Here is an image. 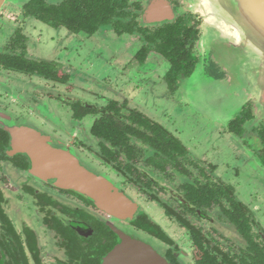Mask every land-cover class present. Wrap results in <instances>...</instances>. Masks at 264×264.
I'll return each instance as SVG.
<instances>
[{
    "label": "flooded vegetation",
    "instance_id": "1",
    "mask_svg": "<svg viewBox=\"0 0 264 264\" xmlns=\"http://www.w3.org/2000/svg\"><path fill=\"white\" fill-rule=\"evenodd\" d=\"M66 1L5 0L0 5V111L15 125L49 136L52 146L73 152L132 207L115 217L83 194L29 175L30 159L11 152L10 135L0 124V264H105L127 235L169 264H264V205L241 200L232 180L239 175L228 180L217 170L204 149L212 137L195 153L193 148L200 147L184 143L173 115L167 112L158 121L140 108L149 96L141 86L158 80L179 109L187 105L197 81L193 75L205 62L199 14L188 0H164L166 12L159 18L147 16L151 0H106L108 11L93 30L77 17L63 19ZM46 5L55 6L56 23L36 12ZM26 25L41 29L35 42L28 40ZM43 36L48 44L60 42L56 59L35 55ZM88 37L104 45L84 60L75 54ZM70 42L76 45L69 52ZM8 57L24 63L16 68ZM207 61L218 70L211 58ZM37 65L54 73L29 70ZM46 99L66 109L70 125L60 120V132H48L50 124L42 119ZM218 124L216 144L230 139L233 144L226 149L238 148L251 171L264 175V117L257 115L253 100ZM231 168L224 170L238 174ZM174 229H182L183 236L173 237ZM121 258L108 264H152L143 254Z\"/></svg>",
    "mask_w": 264,
    "mask_h": 264
},
{
    "label": "water",
    "instance_id": "2",
    "mask_svg": "<svg viewBox=\"0 0 264 264\" xmlns=\"http://www.w3.org/2000/svg\"><path fill=\"white\" fill-rule=\"evenodd\" d=\"M4 1L0 0V5ZM189 2L202 18L200 46L220 70L219 80L241 83L246 100H253L257 115L264 117V0ZM164 12V0H151L149 18H159ZM0 124L10 135L11 152L26 154L30 159L29 175L83 194L115 217L132 207V203L111 193L106 180L82 165L73 152L52 146L49 136L29 126L15 125L1 111ZM126 253L147 255L152 264H169L151 246L128 235L105 257V264L121 262Z\"/></svg>",
    "mask_w": 264,
    "mask_h": 264
},
{
    "label": "rangeland",
    "instance_id": "3",
    "mask_svg": "<svg viewBox=\"0 0 264 264\" xmlns=\"http://www.w3.org/2000/svg\"><path fill=\"white\" fill-rule=\"evenodd\" d=\"M189 6L190 9L194 11L190 2ZM38 23L46 31L55 33L54 29L44 26L41 22ZM25 29L26 34L28 35V40L30 39V41L35 42V39L33 40L32 38H38V36L41 35V29L38 27L31 29L30 25H26ZM44 37L45 36H43L41 42H38L35 55H37L38 58L47 60L56 59L55 55L57 53V49L59 48L60 42L55 41L48 44V39ZM84 40L85 43H82L77 47L78 53L75 54V56L82 57L84 60H87L86 54L89 53L91 49L94 48L92 51L96 53L98 50L100 51L104 45H99L100 43H98L95 37H88ZM75 45L76 43L74 46ZM32 46L34 47V45ZM69 46L70 52L72 47H74L73 42H70ZM203 57L205 61L204 65L202 64L203 70L201 69V71H197L196 75H193L192 79L196 78L197 81L190 88L189 100L184 101V103L187 105H184L179 109V106L181 105H179L176 100H173L171 96H166V86L163 84V82L157 79V84L154 86H151L149 81L141 86L142 93L149 94V96H146L141 101L140 108L147 115L150 117H155V119L158 121H160L163 114L167 112L173 115L175 125L182 131L181 138L184 143H187L189 146L196 144L200 147L193 148L195 153H198V151L201 150V148L206 143V139L212 137L209 145L204 149L206 155L210 158H214L212 161L218 164L219 167L217 170H220L227 179L232 178L235 175H239L232 180L234 181L233 184H235L237 187L238 196L241 198V200L247 202L250 198H252L251 202L257 201L258 204L264 205V175H262L258 170H254L253 172L251 171L249 168L250 163H245L247 159H242L244 156L240 154L238 148L235 147V150L231 148L226 149V147H230V144H233L230 139L224 138V140H221V142L216 144V138L214 134V131L217 129L220 120L230 118L247 102L245 90L241 88L242 84H238L235 80L231 81L230 83L219 80L220 70H217L207 61L206 53L203 54ZM99 59L100 58L96 57V55L94 56V61H99ZM96 70L97 69H94L93 71ZM152 78L156 80L154 76ZM76 81H80L77 82L78 84L81 83L80 76H77ZM100 82L102 81L100 80ZM24 85L26 84H23L22 86ZM43 85L46 87L49 85L50 87V84L48 83H44ZM91 86L92 83H90L89 87ZM92 87L98 88L99 86L93 85ZM74 89H76V87H74ZM25 90H30L29 84ZM44 105L46 106L47 111L42 109V111H44L42 113L46 115L45 117H42V119L44 121L47 120L50 124L48 132L52 133L53 130L60 132V129L57 128V125H60V120L62 121V125L64 127H68L70 125L66 120L67 112L64 106L58 104L56 101L48 99L45 100ZM16 106L20 108L21 103H16ZM25 111L26 114L28 113V115H30L29 110L25 109ZM31 118L34 119L33 116ZM37 121L38 124L41 123L39 119ZM28 124H31L34 127L36 125L32 121H29ZM45 126L46 125L44 124L42 127L44 128ZM227 165H230V167H232L231 169H237L238 174H234L233 170L226 172L224 168ZM179 236H183V230L174 229L173 237L177 238Z\"/></svg>",
    "mask_w": 264,
    "mask_h": 264
},
{
    "label": "trees",
    "instance_id": "4",
    "mask_svg": "<svg viewBox=\"0 0 264 264\" xmlns=\"http://www.w3.org/2000/svg\"><path fill=\"white\" fill-rule=\"evenodd\" d=\"M72 2H74L72 4ZM63 12L61 16L65 21H68L70 18L78 19V22L83 25V27H92L93 30L96 29L98 25L102 23L103 15L108 11L109 4L106 0H67L63 3ZM36 12L41 15V17H45L49 23H56L55 15L57 13L55 6L46 5L43 10L37 9ZM44 12V14H43ZM92 23V24H91ZM89 24V25H86ZM9 63L14 65L16 68L20 66L19 64L24 63V60L21 58H10ZM30 71L39 72L48 75H52L54 73L51 68H44L41 66L29 67ZM99 136H102V132H97Z\"/></svg>",
    "mask_w": 264,
    "mask_h": 264
}]
</instances>
